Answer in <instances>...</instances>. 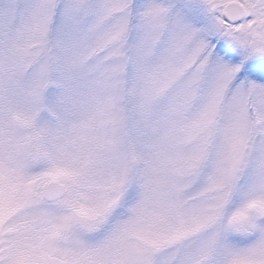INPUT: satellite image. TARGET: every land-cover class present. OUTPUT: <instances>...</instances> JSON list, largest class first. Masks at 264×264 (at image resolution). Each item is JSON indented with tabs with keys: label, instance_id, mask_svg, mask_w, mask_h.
<instances>
[{
	"label": "snow or ice",
	"instance_id": "6c2138e0",
	"mask_svg": "<svg viewBox=\"0 0 264 264\" xmlns=\"http://www.w3.org/2000/svg\"><path fill=\"white\" fill-rule=\"evenodd\" d=\"M0 264H264V0H0Z\"/></svg>",
	"mask_w": 264,
	"mask_h": 264
}]
</instances>
